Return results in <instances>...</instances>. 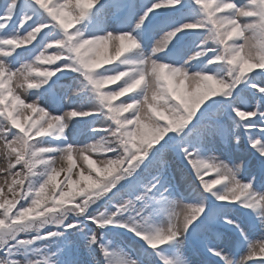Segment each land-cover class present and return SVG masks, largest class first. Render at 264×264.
I'll return each instance as SVG.
<instances>
[{
    "label": "snow or ice",
    "instance_id": "1",
    "mask_svg": "<svg viewBox=\"0 0 264 264\" xmlns=\"http://www.w3.org/2000/svg\"><path fill=\"white\" fill-rule=\"evenodd\" d=\"M0 264H264V0H3Z\"/></svg>",
    "mask_w": 264,
    "mask_h": 264
},
{
    "label": "rangeland",
    "instance_id": "2",
    "mask_svg": "<svg viewBox=\"0 0 264 264\" xmlns=\"http://www.w3.org/2000/svg\"><path fill=\"white\" fill-rule=\"evenodd\" d=\"M0 3H3V0H0Z\"/></svg>",
    "mask_w": 264,
    "mask_h": 264
}]
</instances>
